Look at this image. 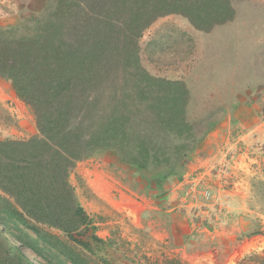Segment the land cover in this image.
I'll list each match as a JSON object with an SVG mask.
<instances>
[{
    "label": "trees",
    "instance_id": "1",
    "mask_svg": "<svg viewBox=\"0 0 264 264\" xmlns=\"http://www.w3.org/2000/svg\"><path fill=\"white\" fill-rule=\"evenodd\" d=\"M27 11L0 25V81L36 127L27 139L0 138V264H34L25 251L40 264H91L88 254L109 241L68 181L74 165L110 153L164 200L217 120L192 118L187 83L143 64V31L176 15L208 32L235 8L231 0H44Z\"/></svg>",
    "mask_w": 264,
    "mask_h": 264
},
{
    "label": "rangeland",
    "instance_id": "2",
    "mask_svg": "<svg viewBox=\"0 0 264 264\" xmlns=\"http://www.w3.org/2000/svg\"><path fill=\"white\" fill-rule=\"evenodd\" d=\"M43 1L0 0V25L19 21L27 9ZM231 3L234 18L208 32L195 30L176 15L160 17L143 31L139 41L143 64L156 75L187 83L192 118L213 114L217 120L190 155L179 180L194 179L197 193L181 188L173 198L177 197L173 202L177 206L172 212L162 204L160 210L155 204V210L140 212L131 201L125 208L119 204L118 209L108 204L103 208L92 199L102 216L111 212L113 224L104 239L108 245L88 254L91 264H194L189 254L202 242L213 253L209 264H224L238 240L252 236L256 246H248L229 264H264V0ZM35 134L29 108L7 82L0 81V138L27 139ZM82 161L107 165L114 180L134 194L142 196L137 192L140 186L148 191L134 169L110 153L78 162ZM77 163L68 181L79 197L85 183L79 170L75 172ZM205 189L209 190L206 200L200 194ZM88 217L97 235L95 217ZM202 228L208 231L200 233ZM256 230L257 234H248ZM194 231L200 236H192ZM25 253L34 264L41 263Z\"/></svg>",
    "mask_w": 264,
    "mask_h": 264
},
{
    "label": "crops",
    "instance_id": "3",
    "mask_svg": "<svg viewBox=\"0 0 264 264\" xmlns=\"http://www.w3.org/2000/svg\"><path fill=\"white\" fill-rule=\"evenodd\" d=\"M101 163V162H100ZM100 163H97V165H91L88 164V161H82L78 162L77 166L75 168V172L79 170V172L82 174L84 178V188L85 192L82 193L81 196L77 197L80 204L83 206L85 212L90 216L95 217V225L97 226V235L103 239L107 237L106 234H108V231H112V225L113 224V217L112 215H109L107 217L102 216L96 206V200L100 205H103L101 207L105 208L107 204L111 206L112 208H119V205L122 207H126V204L128 201L136 203V205L141 209L142 211H149V210H155L156 205L158 206V209H161V204L164 208H166V211L172 212V210L176 209V204H174L173 199L175 195L177 196L178 192H182L183 188L186 191L188 190V185L180 182L179 180H171L167 186V196L165 199H161L156 195L155 191L148 190L143 191L142 187L138 188L137 192H141L142 196L137 193H132L128 188L124 187L122 184L117 183L114 178L111 176L112 173H110V170L108 166L102 165L99 167ZM200 165V164H199ZM187 171V170H186ZM188 172V171H187ZM140 181V180H139ZM113 191L116 192L118 199L116 197H113ZM184 192V191H183ZM132 194V195H131ZM91 198H87V197ZM112 195V197H111ZM144 195V196H143ZM134 196L135 198H133ZM138 197V198H137ZM96 199V200H92ZM136 199V200H135ZM119 204V205H118ZM156 204V205H155ZM133 204L131 203V206ZM135 204L133 207L136 206ZM115 208V209H116ZM136 208V207H135ZM113 210V209H112ZM174 214V213H173ZM176 214V213H175ZM111 216L109 219L108 217ZM112 222V223H111ZM107 225V226H106ZM200 225V224H198ZM145 227V226H143ZM228 228V227H227ZM200 233L208 231L205 228L201 229ZM205 230V231H203ZM192 236H200L197 231H194ZM108 238V237H107ZM253 238H256V236H252L251 239H244V240H238L239 244L233 247L231 250L230 256L226 258L224 264L233 263V259L237 254H242L243 252L247 251L249 248L248 246H256ZM197 246V245H196ZM211 249H214L216 252V246L212 247ZM211 253L210 250H208V245L204 242L198 243V247L192 251L191 256H189V260L191 263L197 264H209L211 261ZM215 254V253H214ZM213 256V255H212Z\"/></svg>",
    "mask_w": 264,
    "mask_h": 264
},
{
    "label": "built area",
    "instance_id": "4",
    "mask_svg": "<svg viewBox=\"0 0 264 264\" xmlns=\"http://www.w3.org/2000/svg\"><path fill=\"white\" fill-rule=\"evenodd\" d=\"M188 185V190L186 192H190V193H197L196 191V186H197V182L194 181V179L190 180V181H186V183ZM202 198H204L205 200L208 199L209 197V190L205 189L204 191H202L201 193Z\"/></svg>",
    "mask_w": 264,
    "mask_h": 264
}]
</instances>
